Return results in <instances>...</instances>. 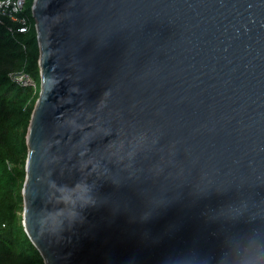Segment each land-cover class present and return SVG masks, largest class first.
I'll return each instance as SVG.
<instances>
[{"label": "water", "instance_id": "water-1", "mask_svg": "<svg viewBox=\"0 0 264 264\" xmlns=\"http://www.w3.org/2000/svg\"><path fill=\"white\" fill-rule=\"evenodd\" d=\"M23 228L45 264H264V0H34Z\"/></svg>", "mask_w": 264, "mask_h": 264}, {"label": "trees", "instance_id": "trees-1", "mask_svg": "<svg viewBox=\"0 0 264 264\" xmlns=\"http://www.w3.org/2000/svg\"><path fill=\"white\" fill-rule=\"evenodd\" d=\"M27 0L20 22L0 18V264H45L31 243L22 220V189L27 159L26 135L40 92L39 47ZM26 76L34 85H24Z\"/></svg>", "mask_w": 264, "mask_h": 264}, {"label": "built area", "instance_id": "built-area-1", "mask_svg": "<svg viewBox=\"0 0 264 264\" xmlns=\"http://www.w3.org/2000/svg\"><path fill=\"white\" fill-rule=\"evenodd\" d=\"M26 2L27 0H0V18L9 19L14 22H20L23 25L19 29L20 32H25L27 30V19L23 16L19 17V14L25 9ZM27 78L29 77L21 76L19 80L17 77V81L23 83L24 85H29Z\"/></svg>", "mask_w": 264, "mask_h": 264}, {"label": "rangeland", "instance_id": "rangeland-1", "mask_svg": "<svg viewBox=\"0 0 264 264\" xmlns=\"http://www.w3.org/2000/svg\"><path fill=\"white\" fill-rule=\"evenodd\" d=\"M18 78H19V80H20L21 76H19ZM21 80H22V79H21ZM25 80H26V79H25ZM27 82H28L29 85H34V81H33L31 78H27ZM21 213H22V212H21Z\"/></svg>", "mask_w": 264, "mask_h": 264}]
</instances>
